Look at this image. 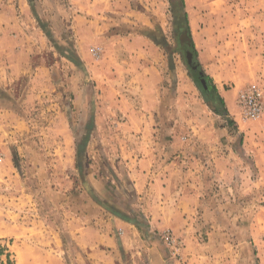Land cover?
Listing matches in <instances>:
<instances>
[{
	"label": "crops",
	"instance_id": "obj_1",
	"mask_svg": "<svg viewBox=\"0 0 264 264\" xmlns=\"http://www.w3.org/2000/svg\"><path fill=\"white\" fill-rule=\"evenodd\" d=\"M66 4L70 48L55 45L54 32L40 20L39 24L61 59L68 60L69 71L73 66L84 78L79 93L66 95L58 104L64 116V152L72 155L74 151L83 185L81 192H76L79 204L63 206L67 207L63 221L87 263L127 264L130 249L140 247L150 264H178L164 248L162 235L169 231L178 244L181 242L186 264H264V211L250 210V218L247 213L253 194H259L264 182V142L251 141L253 136L263 137L264 115L254 123L263 127L256 134L246 122L236 119L239 141L243 137L239 147L231 142L233 137L219 142L225 129L202 127L197 112H185L182 75L171 56L170 69L165 72L163 58L169 57L161 48L160 34L146 31L140 12L131 10L126 0H68ZM180 7L183 14L184 7ZM178 31L180 51L183 35ZM3 36L0 169L17 167L20 146L13 145L12 135L33 134L30 117L34 112L28 109L35 101L33 89L16 93L11 80L25 70L35 74V81L36 76L51 75L55 67L32 55V49L5 48ZM93 50H98V56ZM19 56L24 57L23 64ZM210 84L214 87L208 90L210 94L218 93L223 108L231 112L234 95L215 82ZM93 136L99 154L104 155L111 144L115 154L111 179L93 174L87 167ZM21 144L22 150L30 152L27 162L37 169V179L49 183L44 177L49 159H37L40 151L31 146V140L30 146L26 140ZM250 169L258 172L251 182L247 179ZM1 175L0 171V180H6ZM48 207L45 209L50 212ZM8 214L17 217L10 221L5 218ZM24 217V209L11 207L6 194L0 192V256L10 250L4 248V243L8 246L5 239L24 230Z\"/></svg>",
	"mask_w": 264,
	"mask_h": 264
},
{
	"label": "rangeland",
	"instance_id": "obj_2",
	"mask_svg": "<svg viewBox=\"0 0 264 264\" xmlns=\"http://www.w3.org/2000/svg\"><path fill=\"white\" fill-rule=\"evenodd\" d=\"M67 1L0 0V35L6 37L3 46L8 49H32V55L40 57L44 64H55L52 76L48 72L47 76H36L37 80L34 81L35 74L24 70L17 78L11 80L10 85L16 86V93L24 94L31 87L35 101L28 107L29 111L34 112L30 117V129L33 134L17 136L15 132V135H12L13 145L20 146V152H16L17 167L0 169L1 176L6 179L0 180V192L6 194L11 207H22L25 215L24 230L5 239L8 246L4 243V248L10 250L4 252L3 257L0 256V264H91L87 263L82 249L64 226L63 218L67 207L63 206L78 203L76 192L80 193L83 185L80 173L75 167L74 151L72 155L64 152V116L60 115L58 104L66 95L79 93L84 78L81 71L73 66L69 71L68 60L61 59L53 49L51 41L40 31L39 24L40 20L45 28L54 32L52 36L55 45L70 48L71 32L67 25L68 18L65 16ZM126 1L131 10L141 13L146 22V31L160 34L163 44L161 48L169 57L163 58L165 72L170 69V56L176 62L185 85L181 95L187 114L197 112L202 127L210 125L217 130L225 129V136L221 135L219 142L227 141L228 136L233 137L231 142L237 147L242 143L243 137L239 141V134L235 131L239 125L236 119L241 120V124L246 122V127L254 134L263 131V127L254 123L262 118L264 112L256 118L244 117L237 105V95L240 90L248 87L264 90V0H183L188 27L183 23V45L180 51L179 39L177 40L178 36L175 35L177 29L174 26L181 13L180 0ZM181 15L185 19V16ZM136 24L140 25L137 22ZM52 53H55V56ZM23 58L19 56V63L23 64ZM69 74L72 81L69 80ZM199 74H206L210 81L205 77L198 80ZM211 82L223 86L234 95L231 112L227 113L217 96L210 94L208 90L212 87ZM186 84H189L191 89L186 88ZM87 89L90 91V88ZM170 94L172 95V91L168 88V95ZM48 97L54 98L52 102ZM48 124L50 128H47ZM23 140L27 141L28 146L31 140V146L34 144L35 148H39V161L49 159V167L44 172V177H48L49 183L42 184L37 179V169L27 162L30 152L21 148L20 143ZM259 140L264 142V135L253 136L251 139L253 142ZM94 142L95 136L91 137L89 142L91 151L87 155V167L93 174L111 179L110 165L115 169V154L111 153V144L106 146L105 142L103 143L107 153L102 155ZM247 159L251 161V156L248 155ZM257 174V170H248V181H255ZM261 181H264V170ZM262 183L259 194H253L255 199L250 206L252 209L247 207L249 218L250 210L262 208L264 211ZM47 204L50 205V212L45 209ZM33 207L36 209L34 225L31 221ZM13 215L8 214L5 218L11 221V218L17 217ZM259 222L262 221L258 220ZM165 244L164 248L169 257L174 255L173 261L177 259L178 264H186L181 252L182 244H178V239L174 243ZM127 259V264H150L140 247L131 248Z\"/></svg>",
	"mask_w": 264,
	"mask_h": 264
},
{
	"label": "built area",
	"instance_id": "obj_3",
	"mask_svg": "<svg viewBox=\"0 0 264 264\" xmlns=\"http://www.w3.org/2000/svg\"><path fill=\"white\" fill-rule=\"evenodd\" d=\"M93 54L98 56V50H93ZM237 105L244 117H258L264 112V90L259 87H248L240 90L237 95ZM162 237L165 243H174L176 241L169 231H165Z\"/></svg>",
	"mask_w": 264,
	"mask_h": 264
},
{
	"label": "flooded vegetation",
	"instance_id": "obj_4",
	"mask_svg": "<svg viewBox=\"0 0 264 264\" xmlns=\"http://www.w3.org/2000/svg\"><path fill=\"white\" fill-rule=\"evenodd\" d=\"M177 21V23H174V26L176 27V29L177 30H179L178 32H180V31H182V25H183V16L180 14V16L176 19ZM181 21H182V23H181ZM183 43V42H182ZM185 55H186V53H185ZM190 66V65H189ZM188 66V67H189ZM190 69V72H191V68H189ZM199 78H204V76L202 75V74H199L198 75V80H199ZM208 88H210V85H208Z\"/></svg>",
	"mask_w": 264,
	"mask_h": 264
},
{
	"label": "trees",
	"instance_id": "obj_5",
	"mask_svg": "<svg viewBox=\"0 0 264 264\" xmlns=\"http://www.w3.org/2000/svg\"><path fill=\"white\" fill-rule=\"evenodd\" d=\"M180 3H181V6H183V0H180ZM183 15L185 16V19H184V23H185V27L187 26L188 27V22H187V20H186V12L185 11H183ZM186 27V28H187ZM212 88H213V90H214V87L212 86ZM215 92V91H214ZM216 94V96H217V98H218V100H219V103L221 104V106H224V101H223V98L218 94V93H215ZM226 111V110H225Z\"/></svg>",
	"mask_w": 264,
	"mask_h": 264
}]
</instances>
